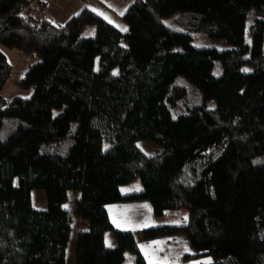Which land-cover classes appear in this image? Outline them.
<instances>
[{"label": "trees", "instance_id": "trees-1", "mask_svg": "<svg viewBox=\"0 0 264 264\" xmlns=\"http://www.w3.org/2000/svg\"><path fill=\"white\" fill-rule=\"evenodd\" d=\"M47 2L0 0V264H122L127 251L147 264L138 242L175 235L195 251L183 259L264 264V0H133L124 32L89 8L55 25ZM1 47L36 59L15 79L28 98L2 95ZM139 140L161 150L147 156ZM137 177L142 189L122 194ZM68 191L88 223L73 262ZM144 200L154 218L183 210L185 221L112 226L107 205Z\"/></svg>", "mask_w": 264, "mask_h": 264}, {"label": "crops", "instance_id": "crops-1", "mask_svg": "<svg viewBox=\"0 0 264 264\" xmlns=\"http://www.w3.org/2000/svg\"><path fill=\"white\" fill-rule=\"evenodd\" d=\"M133 0H48L45 16L53 24H63L72 15L79 13L83 4L87 8L105 19L108 23L124 32L126 25L121 16ZM122 13V14H121ZM134 182V181H132ZM128 185V184H127ZM127 185L121 189L122 194L136 192ZM124 191V192H123ZM139 191V190H137ZM106 211L112 226L118 230L138 232L142 229L158 225L154 218L152 208L148 201H125L106 206ZM138 250L147 264H199L212 263V259L204 256L183 259L184 255H194L195 251L190 246L188 239L183 235L157 238L150 241H139ZM201 258V261H193Z\"/></svg>", "mask_w": 264, "mask_h": 264}, {"label": "rangeland", "instance_id": "rangeland-1", "mask_svg": "<svg viewBox=\"0 0 264 264\" xmlns=\"http://www.w3.org/2000/svg\"><path fill=\"white\" fill-rule=\"evenodd\" d=\"M83 6L84 8H87V6H85L84 4ZM258 17H259V13H257V11L254 8L251 9L246 19V26H245V33H244V39L246 42L250 41L249 27ZM171 21L172 19L166 20L168 24H172ZM192 42L197 47H206V46H211L212 44V42L208 38L202 35H194ZM121 44L125 45V42L122 41ZM1 49L6 54V56L8 57L12 65L11 72L2 90V95L7 98H12L14 96L28 98L31 95V91L19 89L16 86L15 79L22 75V73L25 71L30 61L34 63L36 59L30 60L29 57L24 56L23 54L20 53V51L15 50V49L7 50L2 47ZM32 63H29V64H32ZM214 74H218V71H215ZM214 105L215 104L213 101H207L206 106L208 108H213ZM136 145L147 156L154 155L161 150V147L159 145L149 140H139L136 143ZM129 186L133 187L135 191L137 190L140 191L142 189V186L140 184L138 177L135 178L134 182H131L127 185V187ZM120 189H123V187H121ZM79 196H80V192L78 191H68L67 199L62 204V207L68 211L70 219H71L69 239L65 247V258L68 262H73L74 260V242H75L78 232L82 230H86L88 228L87 221L79 218L75 212V203H76V200L79 198ZM30 197H31V205L34 209L41 210V211L46 209V193L44 190L33 189L30 192ZM185 217H186V213L183 210L176 211L174 213H166L164 217H162L161 219H158V223L159 224H166V223L180 224L185 221ZM124 231H127V230L124 229ZM106 240L110 242L111 244L110 247L116 244L113 231L105 232L104 234V244L105 245H106L105 243ZM204 257L211 260V258L208 256H204ZM134 260H135L134 253L127 251L124 253V261L122 264H134ZM193 261H197V262L201 261V258H196ZM199 264H206V263H199Z\"/></svg>", "mask_w": 264, "mask_h": 264}, {"label": "snow or ice", "instance_id": "snow-or-ice-1", "mask_svg": "<svg viewBox=\"0 0 264 264\" xmlns=\"http://www.w3.org/2000/svg\"><path fill=\"white\" fill-rule=\"evenodd\" d=\"M121 14H122V13H121ZM109 22L111 23V21H109ZM122 30L127 31L126 28H125V29H122ZM245 71H247V70L245 69ZM116 74H117L116 72L113 73V75H116ZM65 207H67V206H65ZM105 243H106L107 246H109V247L111 246V244H110L109 241L106 240Z\"/></svg>", "mask_w": 264, "mask_h": 264}]
</instances>
